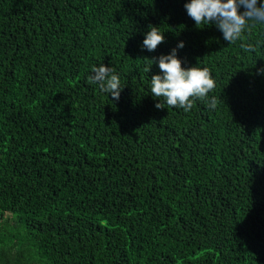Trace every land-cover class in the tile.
Instances as JSON below:
<instances>
[{
	"label": "trees",
	"instance_id": "16d2710c",
	"mask_svg": "<svg viewBox=\"0 0 264 264\" xmlns=\"http://www.w3.org/2000/svg\"><path fill=\"white\" fill-rule=\"evenodd\" d=\"M187 2L0 0V264H264V26L245 52ZM181 41L216 87L157 109L151 59Z\"/></svg>",
	"mask_w": 264,
	"mask_h": 264
},
{
	"label": "clouds",
	"instance_id": "9594fccd",
	"mask_svg": "<svg viewBox=\"0 0 264 264\" xmlns=\"http://www.w3.org/2000/svg\"><path fill=\"white\" fill-rule=\"evenodd\" d=\"M184 7L198 28H201V25L214 24L228 43L241 41L240 46L245 52L256 50L259 42L244 43L243 36L256 25L264 26V3H258V0H190ZM164 42V32H161L160 27L149 25L142 48L150 52L155 51L158 45ZM183 47L184 42L181 41L169 54L151 59L153 63H157L158 60L160 70L159 74L151 76V95L159 100L155 105L157 109L165 108L166 104L168 107L181 108L184 112H189L196 100L207 101L208 94L216 87V80L208 67L182 66L177 50ZM150 70L151 68L148 69L149 72ZM258 71L264 73V68ZM88 81L90 84L98 85L101 92L111 95L115 101L119 100L124 88L116 69L103 63L92 67ZM161 98L163 104L160 102ZM217 103V98L212 97L208 107L215 109Z\"/></svg>",
	"mask_w": 264,
	"mask_h": 264
}]
</instances>
